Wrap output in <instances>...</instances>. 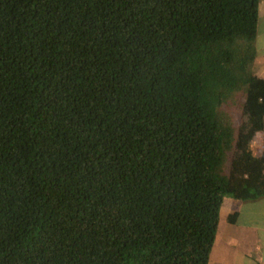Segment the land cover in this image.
<instances>
[{"label": "trees", "instance_id": "1", "mask_svg": "<svg viewBox=\"0 0 264 264\" xmlns=\"http://www.w3.org/2000/svg\"><path fill=\"white\" fill-rule=\"evenodd\" d=\"M259 4L0 0V264L209 263L264 196Z\"/></svg>", "mask_w": 264, "mask_h": 264}, {"label": "crops", "instance_id": "2", "mask_svg": "<svg viewBox=\"0 0 264 264\" xmlns=\"http://www.w3.org/2000/svg\"><path fill=\"white\" fill-rule=\"evenodd\" d=\"M260 35L257 36V41ZM256 73L264 77V41L257 42ZM259 151L252 154H260ZM264 205V196L251 200L232 197L223 199L219 213V224L208 264H264V222L248 223L243 219V205ZM223 209V210H222ZM225 209V212H224ZM223 211V212H222ZM237 212L233 222L229 215Z\"/></svg>", "mask_w": 264, "mask_h": 264}, {"label": "rangeland", "instance_id": "3", "mask_svg": "<svg viewBox=\"0 0 264 264\" xmlns=\"http://www.w3.org/2000/svg\"><path fill=\"white\" fill-rule=\"evenodd\" d=\"M258 34L260 35V39H258V44L264 41V0H260L259 4V21H258ZM243 129V139L242 144L239 147L237 153L244 154L251 152H256L261 149L263 146V138L262 135H257L255 133H249L246 130V127L250 126L247 121H244ZM229 196H226L227 198ZM223 210V209H222ZM243 219L248 223H256L258 219L264 222V205H255L252 203H247L243 205ZM223 212V211H222ZM225 212V209H224Z\"/></svg>", "mask_w": 264, "mask_h": 264}]
</instances>
